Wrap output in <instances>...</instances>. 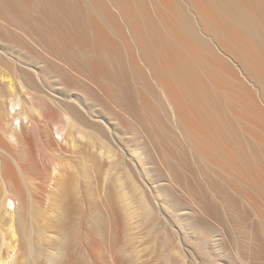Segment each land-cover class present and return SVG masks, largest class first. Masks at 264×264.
Segmentation results:
<instances>
[{"label":"rangeland","instance_id":"374dc122","mask_svg":"<svg viewBox=\"0 0 264 264\" xmlns=\"http://www.w3.org/2000/svg\"><path fill=\"white\" fill-rule=\"evenodd\" d=\"M76 1L95 21L91 34L109 65H124L129 95L106 75L92 83L86 57L75 61L69 49L61 59L43 55L36 5L26 25L0 20V46L43 70L33 99L42 111L25 109L34 129L23 131L20 148L0 132V143L23 164L24 178L14 180L36 196L38 227L29 239L37 243V264H49L47 255L72 264L76 254L81 264H136L122 253L130 240L147 264H264V47L208 0ZM233 1L264 17V0ZM187 23L201 43L185 32ZM70 35L74 48L78 34ZM70 54L74 64L64 65ZM72 94L80 115L70 112L66 141H56L53 123L65 121L70 103L62 99ZM49 158L62 170L65 190L44 184L52 176ZM62 195L70 203L64 214L54 207ZM64 231L73 237L66 250Z\"/></svg>","mask_w":264,"mask_h":264},{"label":"bare ground","instance_id":"6f19581e","mask_svg":"<svg viewBox=\"0 0 264 264\" xmlns=\"http://www.w3.org/2000/svg\"><path fill=\"white\" fill-rule=\"evenodd\" d=\"M208 1H212L217 7L224 8L225 9L224 11L226 13H228L229 15L237 19L239 24L247 32V35L250 38H252L257 43L261 44L264 47V17L263 15L255 14L253 13L252 10L246 7H243V6L240 7L233 0H208ZM94 2L93 4H95ZM34 5L38 7V10H37L38 17L36 15L35 21L37 25L39 24L40 26L38 29H41L40 31L41 34L39 31H37L38 33L37 36L39 37V34H40L39 40L43 44V49L46 53L43 55H46V56L50 55L52 58L57 59L60 56L59 54H63V55L66 53L68 54L69 53L68 49H69L71 52H73L76 55L73 58H76V57L81 58V56H84V58L85 57L88 58L87 64L90 68L86 67L87 66L86 58L85 59L82 58V60L83 61L85 60L84 65H83L85 67V70L87 71V68H88V71H89L90 69L89 71L90 74L88 71H87L88 74L85 72V70L84 72L86 73L85 76L88 75L87 77L89 79H92L91 80L93 81L92 83L96 84L99 76L106 75L109 79L115 82L117 90L120 94L129 95L128 91L121 85V77H123L124 69H125V68L123 69L124 65L122 66L119 63H117V65H112V66L109 65L110 57H108L109 54L106 53L105 50L103 49L105 48V46L103 47V44L100 43V39H98L99 37H97L96 34L95 35L91 34V31H92L91 29H93V22L95 21L92 22L91 18H89V16H87L84 13L86 11H83L84 9L82 8V5L78 1L76 0H0V20L7 21L8 23L26 25L28 24V21L26 20L27 18L29 19L30 17H32L30 20L33 19L34 13L32 16L30 14H31V9ZM103 10H99V11H102V13L100 14L104 15ZM24 18L26 19L24 20ZM185 32L193 35L194 39L198 43L202 42V40L196 36L195 30L189 23L185 25ZM66 33L67 34L69 33V35H67ZM64 34L66 35L64 36ZM70 34L75 35V36L76 34L79 35V36L77 35L78 37V38L76 37L77 39L75 38L76 41L73 40L74 37L72 38V40L76 43V44L73 43L76 47L72 45L74 48L72 47L69 48V42L71 39ZM66 36H68L70 39L66 38ZM152 41L154 40L152 39ZM51 48L52 49L54 48V51L56 49L58 51L62 50V52L60 51L61 53L59 52L58 55H56L54 54L53 51H51L52 50ZM71 55L72 54H70V56ZM51 57H49V59ZM65 58L66 59H63L64 65L70 66L71 64H74V62L72 61V56H71L70 61L67 57ZM74 60L77 61V58ZM50 61H54V60L52 59ZM0 65L5 67L2 70L6 69L4 70L3 73L7 74V75L3 74V76H0L1 83H2L0 87V98L2 96L4 99L2 100V102L0 101V132L4 136L5 141L8 144H10L12 148H20L23 142L22 140L23 131L34 129V126L32 125L29 119L30 116L25 109H27L28 107L29 110H31L29 111V113L30 112L33 114L41 113L40 112L41 107L35 105L33 102V99L36 93L35 91H37V86H40L38 85V83L43 81L42 80L43 70H41L40 67L34 66L33 64H28L27 62H24L20 60L19 58H15V56L11 55V53H8V51L5 50V48L2 46H0ZM57 65L59 66V64ZM251 65L255 69H257L255 61L251 62ZM246 70L248 74H250L249 70L248 69ZM208 71H210L209 68H208ZM210 72L213 73V70ZM260 85L262 89L264 90V82H262L261 80H260ZM14 87L18 89V92L14 90ZM65 99L66 101L64 102H66V104L70 103L69 106L66 105L70 109V111H66V108H65L64 113H63L65 121L53 123V128H54L53 133H54V138L56 141H66L65 137L68 134L67 128L70 125L71 126L73 125V120H74L73 116L71 115L72 113L71 111L78 112L75 105L73 106V103L75 101L76 102L79 101V96L77 97L73 94L66 95L64 96V99L62 100H65ZM53 101H56V100L53 99ZM62 102L63 101H61V103ZM130 104H132L131 101H130ZM55 135H57V137ZM6 148H11V147H7L3 145L2 143H0V211L1 209L5 210V214L0 213V264H37L38 256H35V255L32 256V253L34 250L37 252L36 249H38V247L35 248L37 246L36 245L37 243H35L34 239H29L30 229L32 228V230H35L36 227H38L36 226L37 224L34 219V210L36 207L35 206L36 196L31 191L30 186L27 182L22 187L19 183H17L14 180V175L19 174L20 176L23 177V174H24L23 164L21 160L17 158L16 154L13 151L8 150ZM111 151L112 150H109V149H107V152L105 151L107 153V158H109V160L112 159V157L114 156V151L113 152ZM49 168H50V173L53 177L51 176V179H49V181H46L44 184L48 188H54V185L56 183L59 187L64 189L65 183L67 184V180L65 179V176L63 175V172L60 169V167L57 165V163L55 164V162L52 161L50 162ZM56 177H57V180H56ZM54 181L55 183H53ZM126 195L124 197H128V196L130 197V195L128 196ZM50 196L51 195L48 193L46 197L47 200H50ZM58 196L61 198L60 195ZM124 197H121L122 200L124 199ZM141 199L139 200L140 207L142 204L146 206L145 201L143 202L144 199L143 200ZM126 200H127L126 201L127 205H129V203L132 201V200L128 201V199ZM131 204L133 203H130V205ZM51 206H52V203H51ZM123 206L126 207V205H123ZM8 207L13 208V209L11 211H7ZM54 207L59 209V213L64 214L66 211H68V208L70 207L69 196L66 195L63 197L62 195V199L60 200V202H58V204L56 203ZM25 209L28 211V214L31 217V226H30L29 221L25 217V214H24ZM53 209L55 208H52V211ZM142 209L147 214H149L151 210V209H148V207L147 209L146 208H142ZM150 213H152V211ZM50 227H54V225H50ZM117 234L119 233L117 232ZM63 236H64L63 237L64 241L62 243L63 244L62 247H65V250H66L70 241L72 240L71 238L73 237H72V234H70V232L68 231H64ZM131 237L133 239V237L135 236H131ZM130 239L131 238H129V240ZM130 243L127 244L126 242V244H122L124 246V248L122 249V253H124L123 254L124 258L126 257L125 260L129 257L131 258V261H133L132 259L134 260L136 259L138 261V262L135 261L136 264H147L148 260H144V259H148V258L144 257V259H141L142 256H140L141 251L144 249L141 250V248H139V245L136 244L134 240H130ZM28 250L30 252V259H28L29 256H27ZM201 250L202 248L200 249V251ZM81 251H85V248H81L80 253ZM182 254L180 255L183 256L186 254V252L185 254L183 255ZM186 255H188V253ZM78 256L79 254L78 255L76 254L73 257L72 264H81L80 259L78 261V258H79ZM206 256H208V254H206ZM47 258L50 259L49 264H61L60 261H58L53 256L47 255ZM118 260H119L118 258H112L110 261L115 263V261H118ZM127 260L130 261L129 259ZM209 264H225V263L219 260H212Z\"/></svg>","mask_w":264,"mask_h":264}]
</instances>
